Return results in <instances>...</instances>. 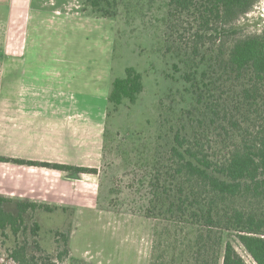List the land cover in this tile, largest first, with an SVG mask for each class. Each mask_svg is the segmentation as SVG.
I'll use <instances>...</instances> for the list:
<instances>
[{"label":"rangeland","instance_id":"obj_1","mask_svg":"<svg viewBox=\"0 0 264 264\" xmlns=\"http://www.w3.org/2000/svg\"><path fill=\"white\" fill-rule=\"evenodd\" d=\"M168 1L115 0L110 10L116 33L111 81L125 77L126 68L134 67L143 76L144 90L135 104L125 101L118 109L106 108L104 133L96 131L89 156L97 174L76 178L80 196L73 206L43 201L38 193L26 197V165L0 162V195L46 204L53 210L30 211L25 217L26 235L14 238L10 232L0 233V259L19 244L26 246L30 258L51 264H222L224 244L231 242L248 264H256L233 232L208 228L188 214L174 215L164 194L152 200L157 153L164 166L162 189L174 182L165 174L172 172L170 147L160 135L176 126L184 106L181 95L173 93L184 90L181 74L174 69L178 64L174 54H184L189 39L180 37V26L168 38ZM86 10L83 16H91V10ZM9 15L8 8L0 7V158L46 157L49 153L42 146L26 144V135L33 138L40 132L26 129V79L20 77L26 42L22 30L18 31L21 25L17 33L10 31L14 26L8 24ZM238 25L243 33H259L264 28V0ZM11 57L19 63L11 64ZM205 141L213 146L215 138Z\"/></svg>","mask_w":264,"mask_h":264},{"label":"trees","instance_id":"obj_2","mask_svg":"<svg viewBox=\"0 0 264 264\" xmlns=\"http://www.w3.org/2000/svg\"><path fill=\"white\" fill-rule=\"evenodd\" d=\"M260 2L168 1V38L180 26V37L189 39L184 54H174L178 63L174 69L181 74L184 90L172 92L181 95L184 106L178 111L177 127L160 135L170 147L172 172L165 174L174 182L162 189L164 166L157 153L151 185L154 202L164 194L174 215L188 214L208 228L233 232L256 264H264V28L259 33H243L238 23ZM114 4L115 0H84L82 13H88V8L91 16H86L112 20ZM125 72V77L111 84L108 104L114 109L125 101L135 104L144 90L140 72L134 67ZM170 97L169 93L166 100ZM211 136L213 146L205 141ZM0 162L65 172L74 179L97 174L96 169L58 163L14 158H0ZM37 210L53 211L46 204L0 195V233L7 236L10 232L14 238L26 235L25 217ZM38 228L36 224L34 233ZM64 241L68 244L67 237ZM44 262L30 258L26 246L19 244L0 259V264H51ZM222 264L248 263L226 242Z\"/></svg>","mask_w":264,"mask_h":264},{"label":"crops","instance_id":"obj_3","mask_svg":"<svg viewBox=\"0 0 264 264\" xmlns=\"http://www.w3.org/2000/svg\"><path fill=\"white\" fill-rule=\"evenodd\" d=\"M83 1L0 0L9 10L10 31L22 30L26 42L20 71L26 79V129L43 135H26V144L49 153L26 160L93 167L89 156L96 131L104 133L116 33L112 20L83 16ZM78 182L64 172L26 166V197L38 193L43 201L73 206L80 196Z\"/></svg>","mask_w":264,"mask_h":264}]
</instances>
